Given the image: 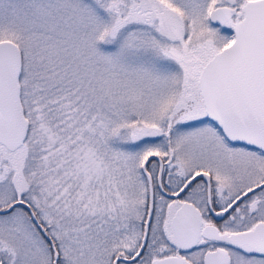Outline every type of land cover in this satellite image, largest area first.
I'll return each mask as SVG.
<instances>
[{
    "label": "snow or ice",
    "instance_id": "snow-or-ice-1",
    "mask_svg": "<svg viewBox=\"0 0 264 264\" xmlns=\"http://www.w3.org/2000/svg\"><path fill=\"white\" fill-rule=\"evenodd\" d=\"M0 264H264V0H0Z\"/></svg>",
    "mask_w": 264,
    "mask_h": 264
}]
</instances>
